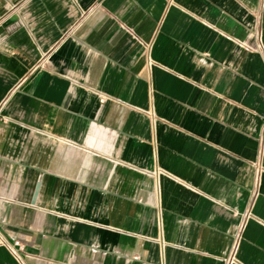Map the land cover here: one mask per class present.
I'll use <instances>...</instances> for the list:
<instances>
[{
    "label": "crops",
    "instance_id": "obj_1",
    "mask_svg": "<svg viewBox=\"0 0 264 264\" xmlns=\"http://www.w3.org/2000/svg\"><path fill=\"white\" fill-rule=\"evenodd\" d=\"M0 264H264V0H0Z\"/></svg>",
    "mask_w": 264,
    "mask_h": 264
},
{
    "label": "built area",
    "instance_id": "obj_2",
    "mask_svg": "<svg viewBox=\"0 0 264 264\" xmlns=\"http://www.w3.org/2000/svg\"><path fill=\"white\" fill-rule=\"evenodd\" d=\"M19 242H17V244H18Z\"/></svg>",
    "mask_w": 264,
    "mask_h": 264
}]
</instances>
